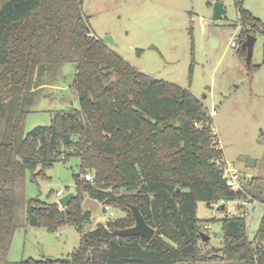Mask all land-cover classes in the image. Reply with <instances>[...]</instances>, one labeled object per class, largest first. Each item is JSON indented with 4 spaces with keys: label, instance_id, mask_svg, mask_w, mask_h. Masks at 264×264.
I'll list each match as a JSON object with an SVG mask.
<instances>
[{
    "label": "trees",
    "instance_id": "1",
    "mask_svg": "<svg viewBox=\"0 0 264 264\" xmlns=\"http://www.w3.org/2000/svg\"><path fill=\"white\" fill-rule=\"evenodd\" d=\"M83 1L0 0V264H264V212L253 240L245 217H226L223 248L203 252L198 203L247 198L224 178L212 114L189 88L139 70L96 37ZM237 3L245 35H264L261 20ZM238 51L246 57L247 49ZM65 63L76 66L71 88L79 107L54 110L49 125L25 134L27 114ZM73 157L80 171L66 207L25 198L27 170L34 179ZM86 195L127 216L88 229ZM133 205L156 230L151 240L115 233L135 224ZM66 224L81 234L71 256L7 260L18 228L55 232Z\"/></svg>",
    "mask_w": 264,
    "mask_h": 264
},
{
    "label": "rangeland",
    "instance_id": "2",
    "mask_svg": "<svg viewBox=\"0 0 264 264\" xmlns=\"http://www.w3.org/2000/svg\"><path fill=\"white\" fill-rule=\"evenodd\" d=\"M237 1H83V10L96 37L104 40L112 36L114 42L106 44L133 66L157 79L189 88L204 102L212 114L214 134L224 151V160L240 170L242 178L237 187L247 192L245 200L221 201L212 206L203 201L198 203L197 216L202 220L203 232L210 236L207 243L200 241L203 252L223 248L222 220L226 217H245L247 236L253 240L264 212V35H256L251 72L246 57L238 51L252 33H244L246 28L240 20ZM240 2L264 24V0ZM216 3H222L225 9L218 19H214ZM75 72V64L65 63L58 71L56 83L50 84L52 88L43 86L47 89L25 118V134L37 126L49 125L54 110L67 109L71 102L79 107L71 88ZM51 92L56 98L46 96ZM247 156L255 159L254 166L247 164ZM79 163L77 157L66 163L56 162L45 175L34 179L27 170L23 178L25 198L59 202L61 196L76 190L74 174L80 171ZM89 174L93 181L94 174L91 171ZM110 207L111 210H106L104 203L86 195L83 208L92 213L88 229L127 216L121 208ZM80 244L81 234L76 226L66 224L51 232L44 227L24 225L14 233L7 260L20 263L30 258H67Z\"/></svg>",
    "mask_w": 264,
    "mask_h": 264
},
{
    "label": "water",
    "instance_id": "3",
    "mask_svg": "<svg viewBox=\"0 0 264 264\" xmlns=\"http://www.w3.org/2000/svg\"><path fill=\"white\" fill-rule=\"evenodd\" d=\"M224 13H225V9L223 4L216 3L214 8V19L221 18L224 15ZM103 41L105 43L114 42L113 37L110 35L106 36ZM255 41H256V36L249 34L247 36V39L242 43V48L247 49L246 61L248 65L251 64ZM245 161L249 166H254L256 162L255 159L249 156L245 157ZM74 196H75V192L73 191L69 192L60 197L59 203L61 204L62 207H66ZM132 213L135 218V224L132 227L118 229L115 231V233L121 236L139 235L146 237L148 240H151L155 235L156 230L151 225L148 224V222L146 221L144 215L142 214L138 206L136 205L132 206ZM201 236L203 241H207L210 239V236L204 232H201Z\"/></svg>",
    "mask_w": 264,
    "mask_h": 264
},
{
    "label": "built area",
    "instance_id": "4",
    "mask_svg": "<svg viewBox=\"0 0 264 264\" xmlns=\"http://www.w3.org/2000/svg\"><path fill=\"white\" fill-rule=\"evenodd\" d=\"M223 171H224V178L226 179L227 185L233 187V188H239L237 187L241 182V174L240 170L233 164L228 162L227 160H224L223 162ZM86 179L91 181L93 177L91 174L86 175ZM59 195H62V192H58ZM106 210H111L110 205H105ZM111 215H114V212L111 211Z\"/></svg>",
    "mask_w": 264,
    "mask_h": 264
}]
</instances>
